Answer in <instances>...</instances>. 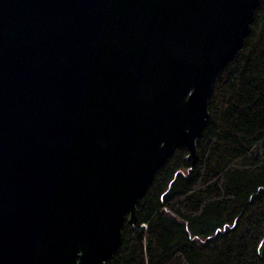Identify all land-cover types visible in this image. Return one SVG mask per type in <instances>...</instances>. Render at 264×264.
Segmentation results:
<instances>
[{"label":"water","instance_id":"95a60500","mask_svg":"<svg viewBox=\"0 0 264 264\" xmlns=\"http://www.w3.org/2000/svg\"><path fill=\"white\" fill-rule=\"evenodd\" d=\"M256 2L0 0V264H105Z\"/></svg>","mask_w":264,"mask_h":264},{"label":"trees","instance_id":"16d2710c","mask_svg":"<svg viewBox=\"0 0 264 264\" xmlns=\"http://www.w3.org/2000/svg\"><path fill=\"white\" fill-rule=\"evenodd\" d=\"M196 158L177 147L124 219L105 264H260L264 234V0L216 74Z\"/></svg>","mask_w":264,"mask_h":264}]
</instances>
